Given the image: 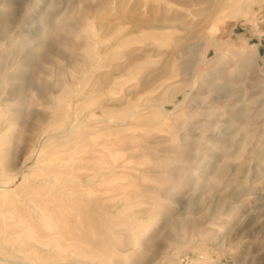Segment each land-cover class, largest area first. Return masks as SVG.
Returning a JSON list of instances; mask_svg holds the SVG:
<instances>
[{
  "label": "rangeland",
  "instance_id": "1",
  "mask_svg": "<svg viewBox=\"0 0 264 264\" xmlns=\"http://www.w3.org/2000/svg\"><path fill=\"white\" fill-rule=\"evenodd\" d=\"M0 264H264V0H0Z\"/></svg>",
  "mask_w": 264,
  "mask_h": 264
},
{
  "label": "bare ground",
  "instance_id": "2",
  "mask_svg": "<svg viewBox=\"0 0 264 264\" xmlns=\"http://www.w3.org/2000/svg\"><path fill=\"white\" fill-rule=\"evenodd\" d=\"M9 261V260H8Z\"/></svg>",
  "mask_w": 264,
  "mask_h": 264
}]
</instances>
